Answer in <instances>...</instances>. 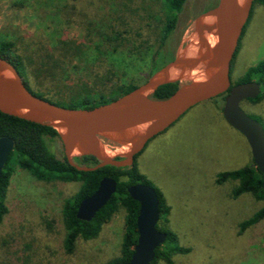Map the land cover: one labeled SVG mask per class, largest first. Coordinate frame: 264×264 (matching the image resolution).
Masks as SVG:
<instances>
[{
  "label": "rangeland",
  "instance_id": "374dc122",
  "mask_svg": "<svg viewBox=\"0 0 264 264\" xmlns=\"http://www.w3.org/2000/svg\"><path fill=\"white\" fill-rule=\"evenodd\" d=\"M164 1L0 0V35L13 42L15 54L25 60L35 94L68 100L82 85L107 92V86L94 84L110 72L113 84L133 79L139 85L151 77L149 61L158 49ZM217 2L186 0L159 64L166 65L193 42L194 19ZM115 32L146 49L126 54L127 46L106 42ZM260 62L264 5L254 4L230 64L231 86L240 84L246 71ZM259 89V96L242 101L240 109L264 129V81ZM223 103L218 96L192 107L134 158L139 173L168 208L166 227L175 235L176 246L187 250L171 255L173 264H264V218L241 228L264 209V200L250 193L234 198L238 182H218L222 173L253 163L245 138L224 120ZM55 147L62 156L60 141ZM110 150L112 155L123 151ZM79 187L78 182H39L15 169L5 196L8 212L0 223V264H104L118 256L125 228L122 208L96 238L78 239L71 254L64 252L62 207ZM156 264L167 263L159 259Z\"/></svg>",
  "mask_w": 264,
  "mask_h": 264
},
{
  "label": "water",
  "instance_id": "95a60500",
  "mask_svg": "<svg viewBox=\"0 0 264 264\" xmlns=\"http://www.w3.org/2000/svg\"><path fill=\"white\" fill-rule=\"evenodd\" d=\"M255 0H218L193 21V42L147 81L116 100L92 109H70L32 95L16 68L0 57V112L56 131L67 163L77 171L92 172L105 166L131 167L147 142L174 124L192 107L226 94L222 115L226 123L246 140L253 164L261 174L264 190V129L247 116L240 103L259 96V84L231 86L230 64L238 47ZM213 36L210 44L207 36ZM194 48L192 56L186 55ZM178 83L165 99H153L160 86ZM14 148L10 138H0V174ZM110 148L123 149L112 155ZM111 153V154H110ZM92 156L94 167L79 166L74 158ZM116 181L104 178L97 190L83 199L76 218L90 222L116 192ZM139 204L136 218L138 237L130 260L125 264H151L155 250L166 240L159 232V202L155 190L136 184L127 188Z\"/></svg>",
  "mask_w": 264,
  "mask_h": 264
},
{
  "label": "trees",
  "instance_id": "16d2710c",
  "mask_svg": "<svg viewBox=\"0 0 264 264\" xmlns=\"http://www.w3.org/2000/svg\"><path fill=\"white\" fill-rule=\"evenodd\" d=\"M185 2L186 0L164 1L166 10L165 20L160 30L159 44L157 45L158 49L154 51L155 56H152L149 61L151 64L150 70L148 71V74H150L149 76L164 66L162 65L164 62L159 64V60L162 57L166 44L173 38L177 18L183 10ZM254 4L264 5V0H255L253 5ZM121 35V33L115 32L110 36H106V42L114 43L117 46H127L129 49L126 50V54L128 55H138L140 54L138 51L141 50V48L146 49V47L143 46L144 44H137V42L129 39L127 40ZM124 41L127 45L124 44ZM14 46L13 42H8L5 36L0 35V57L9 61L16 68L27 90L32 95L60 107L70 109H92L116 100L132 91L144 81L143 80L139 85L134 84L133 79L129 82H117L113 84L111 80L114 74L110 72L108 76H102L97 79V82L94 84V86L99 87L107 86L109 89L107 92H102L100 90L95 91L89 86L82 85L80 93L69 97L68 100L49 99L43 95L39 94V96L37 93L35 94V92L30 89L28 84L30 75L24 71L23 68V62L25 60L15 54L16 50H14ZM77 51L81 53L79 48H77ZM140 60L142 61V59ZM252 78H256L255 82L258 84L264 81V62L250 67L245 73V79L239 83L252 82ZM177 88L178 83L160 86L152 94V98L165 99L172 95ZM220 97H223L224 100V95ZM1 137L10 138L14 143V148L9 154L7 162L0 174V223L8 212L5 205V196L15 169L26 172L30 177L39 182H78L80 183L79 190L72 197L66 199L62 207V220L65 228V238L63 241L64 252L66 254H71L78 239L87 241L96 238L101 227L107 224L112 216L122 208L125 212V228L121 250L118 256L108 260L104 264H125L130 260L138 237L136 218L139 211V204L129 197L127 188L136 184L152 187L148 180L139 173L135 162L131 167L125 168L105 166L92 172L77 171L67 163L63 155L59 156L56 153L55 142L56 140L59 141V139L54 129L27 122L0 112V138ZM74 163L79 166L94 167L98 164V161L92 156H81L74 158ZM104 178H112L116 181V192L90 222L78 220L76 218V212L80 202L91 196L97 190L100 181ZM225 180L238 182V185L233 189L232 196L234 198L244 193H250L257 199L264 200V190L261 186L262 177L253 163L237 171L222 173L219 176L218 182L223 183ZM154 190L159 202V221L156 225V229L159 232L165 233L167 237L165 242L155 250V258L151 264H156L159 259L164 260L167 264H173L171 255L186 253L187 250L176 246L175 235L166 227L168 208L163 203L159 192L156 189ZM263 218L264 209L258 211L252 218L242 223L241 228L246 229L255 225ZM160 224H163V226H160ZM165 244L167 247H161L163 245L165 246Z\"/></svg>",
  "mask_w": 264,
  "mask_h": 264
},
{
  "label": "bare ground",
  "instance_id": "6f19581e",
  "mask_svg": "<svg viewBox=\"0 0 264 264\" xmlns=\"http://www.w3.org/2000/svg\"><path fill=\"white\" fill-rule=\"evenodd\" d=\"M207 38H208V41L210 42V44H214V43H215V38H214L213 36L209 35V36H207ZM195 52H196V51H195L194 48H188V49L186 50V55H188V56H192ZM110 154H111V153H110Z\"/></svg>",
  "mask_w": 264,
  "mask_h": 264
},
{
  "label": "flooded vegetation",
  "instance_id": "af4514ba",
  "mask_svg": "<svg viewBox=\"0 0 264 264\" xmlns=\"http://www.w3.org/2000/svg\"><path fill=\"white\" fill-rule=\"evenodd\" d=\"M227 94V93H226ZM226 94H224V97L226 96Z\"/></svg>",
  "mask_w": 264,
  "mask_h": 264
}]
</instances>
